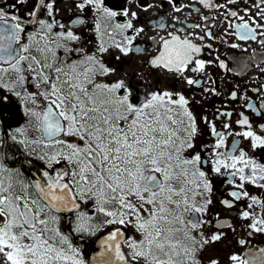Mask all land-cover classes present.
<instances>
[{"label": "snow or ice", "instance_id": "obj_1", "mask_svg": "<svg viewBox=\"0 0 264 264\" xmlns=\"http://www.w3.org/2000/svg\"><path fill=\"white\" fill-rule=\"evenodd\" d=\"M208 2L201 0L204 4ZM41 4L51 16V0H37V7L29 15L36 16ZM260 4H264V0H260ZM86 6H93L109 18L117 15L104 6L103 0H81L77 5L81 10ZM256 7L259 8V4ZM230 15L237 13L233 11ZM257 15L264 16V8ZM11 19L19 18L12 16ZM240 19L243 23L235 25L240 39H255V29L250 28L243 17ZM4 20L5 17L0 15V21ZM36 23L43 35L38 40L35 35L30 36L35 40V54L29 44L13 47V42L18 43L20 33L24 31L20 24L8 28L0 26V61L8 64L7 68L0 67V80L4 74L14 73L12 83L23 84L22 63L28 62L27 70L35 73L32 79L39 78L37 87H41V91L38 95L46 101L40 108L37 94H29L31 103L39 111H27L38 123L42 134L40 140L31 143H43L50 149L46 154L49 167L62 161L66 167L56 169L55 175L43 172L45 181L25 182L16 179L19 170L8 168L0 159V264H85L79 249L56 226L59 217L53 215L79 209L76 201L85 197L95 199L96 211L111 218L105 220V224H133L141 236L139 240H125L124 233L117 227L102 242L106 247L94 258L95 264H201L200 250L211 241L219 240L220 236L206 238L198 232L203 222L195 215L187 221L183 218L185 212H204L206 205L211 203V200L198 202L196 199L211 191V184L199 167L201 156L184 154L194 147L192 140L196 134V122L188 110V100L179 93L152 91L141 94L138 102L134 101L133 88L124 79L115 82L104 79L115 69L107 66L99 56L108 51L102 40L97 52L87 53L64 42L80 39L73 31H53L54 26L64 29L63 24H57L55 20L49 23L40 17ZM115 27L133 26L129 21ZM99 29L97 22L98 33ZM136 31L139 33L143 29ZM260 35L264 36V32ZM169 36L170 39L161 38L162 51L149 63L153 67L182 73L193 63V54L199 53L200 47L187 37L182 39L171 32ZM124 39L131 43L129 37ZM111 46L124 54L130 51L120 42L113 41ZM73 55L79 58L72 59ZM194 63L196 66L192 71L204 69V61L196 59ZM220 66L224 67L223 62ZM187 83L191 85L196 81L187 79ZM0 87L8 85L0 83ZM238 123L248 125V120L245 117ZM15 131L25 134L22 128ZM213 134L218 137L214 147L224 146L223 134L217 133L215 128ZM237 135L250 137L254 148L264 146V137L256 135L250 128ZM11 138L17 139L16 135ZM18 142L26 143L25 140ZM232 151L237 149L234 147ZM216 156L213 170L233 169L231 175L239 174L241 181L238 188H243L245 182L264 181V165H258L242 150L239 155L217 152ZM245 169H249L247 174ZM258 186L264 188V183ZM230 195L239 199L249 193L231 192ZM250 199L249 208L257 203L264 208V202L256 197ZM223 203L231 207L229 201ZM250 215L252 213L248 211L242 213L244 218ZM91 220L87 213L78 211L73 231L94 234L98 226L91 224ZM249 227L264 231V215L254 219ZM121 242L129 250L127 254L122 250ZM260 253L264 256V249ZM248 255L249 259L235 254L230 259L235 264H257L255 255ZM209 264L218 262L212 260ZM259 264H264V259Z\"/></svg>", "mask_w": 264, "mask_h": 264}, {"label": "flooded vegetation", "instance_id": "obj_2", "mask_svg": "<svg viewBox=\"0 0 264 264\" xmlns=\"http://www.w3.org/2000/svg\"><path fill=\"white\" fill-rule=\"evenodd\" d=\"M51 2V16L43 9L42 4L36 16H30L29 13L37 7V0H23L22 3L20 0H0V15L5 17L4 21H0V26L8 28L10 25L20 24L24 28L19 42H13V47L20 48L23 44H29L35 54V40H31L30 36L35 35L38 40L43 35L36 23L37 17L49 23L55 20L57 24H63L64 29L54 26V32L71 30L80 37L74 42L64 41L70 47L94 53L101 40L103 41L108 51L99 56L107 66L115 69L114 73L104 79L106 82L124 79L133 88L134 101L138 102L141 94L147 95L152 91L184 95L188 100V110L196 122V134L192 140L194 147L184 154L190 156L198 153L201 156L202 163L199 167L205 172L211 191L204 192L203 197L197 196L196 199L198 202L211 200V203L206 205L204 212H185L183 218L187 221L195 215L203 222L197 229L198 232H202L206 238L220 236L219 240L204 245L198 253V259L201 264H209L212 260L218 264H235L230 259L232 255L249 259L248 254L252 253L259 264L264 259L260 253L264 249V231H256L249 225L254 219H260L264 215V208L260 203L253 204L251 208L248 205L252 204L250 197L264 202V188L258 186L264 181H257L256 184L245 182L243 188H238L241 181L239 174L231 175L233 169L222 167L220 172H215L213 168L217 152L239 155L241 150L258 165H264V146L254 148L250 137L237 135L250 128L256 135L264 137V36L260 35L264 32V27H258L264 25V16L257 15L264 4H260V0H235L234 3H229L228 0H209L207 4L201 3V0H103L105 7L117 13L115 17L109 18L97 12L93 6H86L81 10L77 7L81 0ZM257 4L259 8L256 7ZM233 11L237 13L236 16L230 15ZM12 16L19 19L12 20ZM240 17L248 22L250 28L255 29V39H240V32L235 27L243 23ZM129 21L132 28L115 27L116 24L123 25ZM97 22L100 24L99 33L96 30ZM137 29L143 31L137 33ZM170 32L182 39L187 37L200 47V52L193 54V63L182 73L153 67L149 63L162 51L161 38H171ZM125 36L131 39V43L124 39ZM113 41L120 42L130 51L122 53L111 46ZM60 54L63 55L62 50ZM78 58L77 55L72 56V59ZM196 59L204 61L202 71H192L196 66ZM221 62L224 67L220 66ZM27 64V61L22 63V75L25 77L23 84L12 83L14 73L4 74L0 80V83L8 85L0 87V159L8 168L19 170L16 179L25 182L37 179L45 181L43 172L55 175V170L65 168V165L53 163L49 167L48 160L37 158L27 151L25 144L18 142L21 140L18 133H15L16 141L11 138L13 130L18 126L29 125L23 123L28 109L39 111L31 103L30 93L37 94L36 100L40 108L46 105L43 97L38 95L41 91V87H37L39 78L32 79L35 73L27 70ZM0 67L7 68L8 64L0 61ZM187 79L196 83L190 85ZM16 92L21 95H15ZM245 117L248 125L239 124L238 121ZM35 126H39L38 123ZM213 128L217 133L223 134L225 143L219 149L214 147L218 137L213 134ZM234 147L237 151L233 152ZM245 172L247 174L249 169H245ZM244 191L249 196L237 199L230 195L231 192ZM78 201L79 209L53 215L59 217L56 226L79 249L85 264H89V257L95 251L96 240L113 228L123 229L125 240L140 239L138 235L131 234L132 229L127 225L105 224L104 221L109 218L103 213L96 215V208L87 206L83 199ZM223 201H229L231 207ZM78 211L92 217L91 224L98 226L94 234L73 231ZM245 211L252 215L244 218L242 213ZM121 248L126 254L129 251L122 242Z\"/></svg>", "mask_w": 264, "mask_h": 264}, {"label": "rangeland", "instance_id": "obj_3", "mask_svg": "<svg viewBox=\"0 0 264 264\" xmlns=\"http://www.w3.org/2000/svg\"><path fill=\"white\" fill-rule=\"evenodd\" d=\"M23 123L24 124L29 123V125H26V126H18V128L25 129V134L24 135H20L19 133L18 134H19L21 140H25L26 141L25 145H26L27 151L29 153H31L32 155L37 156V158H40V159H42L44 161L48 160V157H47L46 154L50 153V149L45 148L43 146V143H41L39 145L31 143V141H36V140H40L41 139V131L39 130V126H35V124L37 123L35 121V119L33 117H31V115L29 113H27L24 116ZM15 133H16V131L13 130V132L11 134V137H12V135H15ZM60 164L61 165L64 164L65 167H66L65 162L62 161ZM83 202L87 206H89L91 208L92 207H97L95 199H93V198L85 197V198H83ZM109 207H111V206H109ZM107 218L111 219L110 217H107ZM126 225L129 226L132 229V233L131 234L138 235L141 238L140 233L137 232V230H136V228L134 227L133 224H126Z\"/></svg>", "mask_w": 264, "mask_h": 264}, {"label": "water", "instance_id": "obj_4", "mask_svg": "<svg viewBox=\"0 0 264 264\" xmlns=\"http://www.w3.org/2000/svg\"><path fill=\"white\" fill-rule=\"evenodd\" d=\"M42 135V134H41ZM77 203H79L78 201H76ZM80 205V203H79ZM73 210H77V209H73ZM62 212H66V211H62ZM117 228V227H116ZM116 228L111 229L109 232L101 235L95 242V251L93 253H91L90 257H89V264H95L94 262V258L98 257V254L104 249V247H106V245H104L102 242L106 240V238L113 232L115 231ZM120 228V227H118ZM120 230L124 233V237H125V232L120 228ZM123 237V239H124Z\"/></svg>", "mask_w": 264, "mask_h": 264}, {"label": "trees", "instance_id": "obj_5", "mask_svg": "<svg viewBox=\"0 0 264 264\" xmlns=\"http://www.w3.org/2000/svg\"><path fill=\"white\" fill-rule=\"evenodd\" d=\"M99 214V212L96 214V215H98ZM96 215H94V217H96ZM106 217V216H105Z\"/></svg>", "mask_w": 264, "mask_h": 264}]
</instances>
